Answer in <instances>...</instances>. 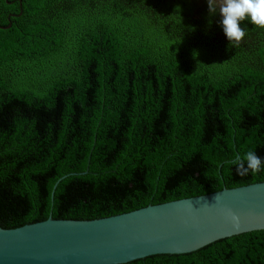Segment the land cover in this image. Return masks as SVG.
<instances>
[{
    "label": "trees",
    "instance_id": "1",
    "mask_svg": "<svg viewBox=\"0 0 264 264\" xmlns=\"http://www.w3.org/2000/svg\"><path fill=\"white\" fill-rule=\"evenodd\" d=\"M221 19L208 0H0V228L264 182L231 163L264 158V30L229 47ZM127 264H264V230Z\"/></svg>",
    "mask_w": 264,
    "mask_h": 264
},
{
    "label": "water",
    "instance_id": "2",
    "mask_svg": "<svg viewBox=\"0 0 264 264\" xmlns=\"http://www.w3.org/2000/svg\"><path fill=\"white\" fill-rule=\"evenodd\" d=\"M229 211L240 217L239 227L228 218ZM263 230L260 182L106 218H48L0 228V264H127L155 255L189 254L219 240Z\"/></svg>",
    "mask_w": 264,
    "mask_h": 264
},
{
    "label": "clouds",
    "instance_id": "3",
    "mask_svg": "<svg viewBox=\"0 0 264 264\" xmlns=\"http://www.w3.org/2000/svg\"><path fill=\"white\" fill-rule=\"evenodd\" d=\"M208 5L210 13L217 11L212 0H208ZM218 10L222 17L220 24L229 41V47L239 46L247 35V29L241 27L245 21L251 22L255 28L264 30V0H222ZM231 163L235 166L238 176L256 175L264 170V158L254 151H248L242 156L237 155ZM214 199L216 202L218 195ZM227 216L234 227H239L240 217L238 215L229 211Z\"/></svg>",
    "mask_w": 264,
    "mask_h": 264
},
{
    "label": "rangeland",
    "instance_id": "4",
    "mask_svg": "<svg viewBox=\"0 0 264 264\" xmlns=\"http://www.w3.org/2000/svg\"><path fill=\"white\" fill-rule=\"evenodd\" d=\"M213 4L216 6L217 10L219 9V5L222 3V0H212ZM219 11V10H218Z\"/></svg>",
    "mask_w": 264,
    "mask_h": 264
},
{
    "label": "flooded vegetation",
    "instance_id": "5",
    "mask_svg": "<svg viewBox=\"0 0 264 264\" xmlns=\"http://www.w3.org/2000/svg\"><path fill=\"white\" fill-rule=\"evenodd\" d=\"M7 16H10V17H8V19L7 20H9V18H14L16 15L15 14H7Z\"/></svg>",
    "mask_w": 264,
    "mask_h": 264
}]
</instances>
